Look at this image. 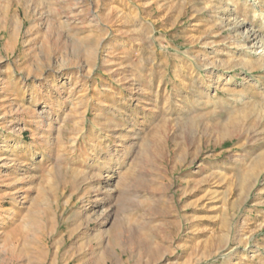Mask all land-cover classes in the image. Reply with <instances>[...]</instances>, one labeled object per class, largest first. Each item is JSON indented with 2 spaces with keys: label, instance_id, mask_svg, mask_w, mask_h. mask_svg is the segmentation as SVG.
I'll use <instances>...</instances> for the list:
<instances>
[{
  "label": "rangeland",
  "instance_id": "374dc122",
  "mask_svg": "<svg viewBox=\"0 0 264 264\" xmlns=\"http://www.w3.org/2000/svg\"><path fill=\"white\" fill-rule=\"evenodd\" d=\"M0 264H264V0H0Z\"/></svg>",
  "mask_w": 264,
  "mask_h": 264
}]
</instances>
